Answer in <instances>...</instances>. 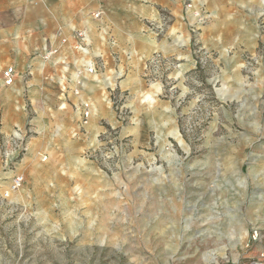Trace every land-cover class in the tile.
<instances>
[{
  "label": "rangeland",
  "instance_id": "obj_1",
  "mask_svg": "<svg viewBox=\"0 0 264 264\" xmlns=\"http://www.w3.org/2000/svg\"><path fill=\"white\" fill-rule=\"evenodd\" d=\"M143 1L0 0V264H264L261 5ZM63 45L72 95L16 110Z\"/></svg>",
  "mask_w": 264,
  "mask_h": 264
},
{
  "label": "crops",
  "instance_id": "obj_2",
  "mask_svg": "<svg viewBox=\"0 0 264 264\" xmlns=\"http://www.w3.org/2000/svg\"><path fill=\"white\" fill-rule=\"evenodd\" d=\"M134 0H127V2L131 3ZM230 1V0H229ZM261 5L260 11L262 12V16L264 15V0H258ZM143 2H146L145 0ZM128 6H131V4ZM127 6V7H128ZM243 5H241L242 7ZM131 8H133L131 6ZM135 10V9H134ZM130 11L129 14L131 16H135L138 20H145V17L141 13H135V11ZM257 14H259L257 12ZM213 15H215L213 13ZM129 16H127V37L129 40L127 44H122L127 47V55L132 54L131 51L134 48V41L131 36L130 31V20ZM70 24V23H69ZM113 23H108L107 27L109 30L113 29ZM66 25H68L66 23ZM71 25V24H70ZM126 25V24H125ZM113 36H115L113 34ZM116 38V36H115ZM130 39H132L130 41ZM173 41V38H170ZM133 41V42H132ZM174 42V41H173ZM119 43V42H118ZM121 45V46H122ZM64 49L63 52H60L58 58L53 59L50 62L42 63L37 67L29 68L32 74L31 78H28L26 82L22 83V79H17L13 86H10L11 92L15 95L16 98L24 99L27 98L29 102H18L15 104V108L18 111L25 110L27 106H31L36 115H39L40 112H51L53 115L56 114L60 110V105L54 99L61 95L65 98V94L72 95L69 92H66V87L70 88V86L74 85V72L78 70L80 65L76 62V55L72 53V50L66 45L62 46ZM168 47V46H166ZM170 48V47H169ZM169 50V49H168ZM176 51V49L171 48L169 51ZM136 52V51H135ZM154 52V51H153ZM168 52V51H167ZM176 53V52H173ZM82 93L81 103L83 100L90 104H95L97 102L96 89L99 86L100 81L95 77L90 76H82ZM91 86V88L89 87ZM59 89H62V92H59ZM85 90V91H84ZM57 121V118H54ZM57 128H62L61 126L56 124ZM40 129V128H39Z\"/></svg>",
  "mask_w": 264,
  "mask_h": 264
},
{
  "label": "built area",
  "instance_id": "obj_3",
  "mask_svg": "<svg viewBox=\"0 0 264 264\" xmlns=\"http://www.w3.org/2000/svg\"><path fill=\"white\" fill-rule=\"evenodd\" d=\"M79 36H81V34ZM56 53H57V48H45L40 53L39 57H42L44 59H49L52 56H54ZM15 76H16V71L12 67L6 69L4 72V80L6 84L11 85L15 80ZM22 183H23V177L17 176L13 181L12 188L14 190L18 189L22 185Z\"/></svg>",
  "mask_w": 264,
  "mask_h": 264
}]
</instances>
